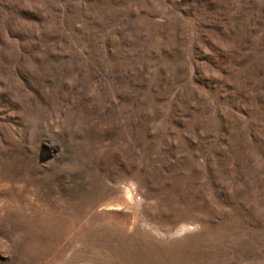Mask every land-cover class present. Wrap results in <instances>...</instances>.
<instances>
[{
	"label": "rangeland",
	"instance_id": "rangeland-1",
	"mask_svg": "<svg viewBox=\"0 0 264 264\" xmlns=\"http://www.w3.org/2000/svg\"><path fill=\"white\" fill-rule=\"evenodd\" d=\"M0 264H264V0H0Z\"/></svg>",
	"mask_w": 264,
	"mask_h": 264
}]
</instances>
